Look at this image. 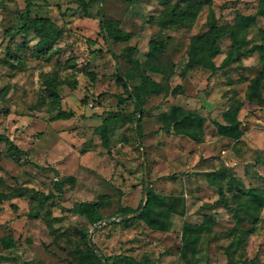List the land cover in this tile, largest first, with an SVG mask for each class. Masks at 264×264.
<instances>
[{"label":"rangeland","instance_id":"obj_1","mask_svg":"<svg viewBox=\"0 0 264 264\" xmlns=\"http://www.w3.org/2000/svg\"><path fill=\"white\" fill-rule=\"evenodd\" d=\"M29 2L32 16H49L54 31L62 32L51 57L50 51L42 50L44 42L32 34L26 37L23 52L15 48L21 37L10 39ZM259 2L205 0L185 7L177 27L161 31L154 23L168 4L161 0H0V131L18 147L0 140V174L6 181L4 190L23 188L0 203V237L11 233L17 244L12 249L0 244V264H69L76 256L75 245L83 242L81 228L92 231L93 241L106 254L123 253L151 264H185L179 250L183 222L201 223L206 213L213 214L216 222L211 237L202 236L196 264L264 260V206L254 228L221 205L203 206L219 196L210 175L222 166L241 177L244 187L253 185L264 192V101L256 105L246 99L251 78L264 70L258 52L225 65L232 58L231 39L225 36L215 43L214 61L225 65L217 73L193 68L180 74L171 82L180 85V92L147 96L139 120H119L108 144L95 132L105 117L135 109L133 101L120 103L126 94L113 76L117 66L123 70L129 66L121 55L127 45L137 46L136 55L145 60L149 39L170 35L164 61L176 63L181 72L191 37L208 28L211 9L221 23H232L237 11L254 13ZM105 19L131 31L132 38L105 39L100 24ZM263 29L264 17L259 16L247 30V45L264 43ZM109 50L118 55V63ZM52 70L76 81L74 87L68 83L59 87L62 107L74 112L70 118L52 120L48 100L43 98L40 75ZM148 74L167 83L161 73ZM140 83L139 78L132 81L136 86ZM232 97L244 102L239 113L244 135L236 141L220 138L213 124L223 121ZM173 104L197 109L206 118L203 141L196 128L164 127L162 113ZM69 175L74 182L65 179ZM61 179L59 193L55 182ZM149 191L161 214L171 221L169 231H155L138 219L123 221L134 215L117 213L121 206L138 207ZM49 193L54 194L47 197ZM101 195L107 196L104 219L95 224L65 210L79 201L95 202ZM170 195L185 199L184 215L167 209L164 200ZM236 225L252 232L234 254L237 263H231L226 254L231 237L226 233Z\"/></svg>","mask_w":264,"mask_h":264},{"label":"trees","instance_id":"obj_2","mask_svg":"<svg viewBox=\"0 0 264 264\" xmlns=\"http://www.w3.org/2000/svg\"><path fill=\"white\" fill-rule=\"evenodd\" d=\"M161 1L163 3L168 2L154 21L161 31L177 27L185 12V7L200 5L205 2V0ZM31 13L32 9L29 2L20 15L22 23L10 34V39L20 36L22 42L17 44L15 48L23 52L28 46L26 37L28 34H32L40 42H44L42 50L45 53L50 51L49 55L51 57L57 52L56 43L61 38L62 32L61 30L54 31L53 22L49 16H32ZM259 16L264 17V0H260L258 8L254 13L246 14L237 11L232 23H221L220 17L211 9L207 19L208 28L203 33H197L191 37L186 63L181 72L177 70L176 63H167L164 61L166 56L165 52L171 38L170 35L165 38L151 37L148 41V51L145 60H141L136 55L139 51L137 46L127 45L121 52V55L126 58L129 66L126 70L117 66L113 76L122 86L126 94L125 97L119 98L120 103L133 101L135 103V109L131 113L116 112L117 115L114 113L104 118L103 122L95 128V132L101 135L103 143L108 144L111 129L119 120L125 119L135 122L139 120L137 115L141 114L140 116H142L144 101L150 94L165 92V95L169 96L180 92V85L172 86L171 82L180 76V74H185L189 69L202 68L210 70L211 73H217L223 66L229 65L231 62L243 61L245 57L255 52H258L261 59L264 60V43L247 45V30L257 22ZM100 24L105 39L108 38L115 42H123L130 40L133 36L131 31L121 28L118 22L112 21L111 19L101 20ZM225 36H230L231 39L232 58L225 65H218L214 61L216 51L215 43ZM262 38L264 40V29L262 30ZM37 46H39L38 43ZM109 52L112 54L116 63H118V55L113 53L112 50H109ZM18 61L23 63L21 58ZM148 72L165 75L167 83L163 85L160 81L151 77ZM137 78L141 80L138 86L132 84V81ZM40 79L44 91L43 98L44 100H48V110L53 114L51 116L52 120L67 119L74 116L73 111L66 110L62 107V96L59 92V87L67 83L74 87L76 81L63 79L57 70L42 72ZM263 89L264 70L251 78L246 91V99L256 105H261L264 101ZM232 99V103L222 113L223 121L213 120V124L220 138L236 141L244 135L243 122L239 117L244 102L242 99L234 97ZM162 119L164 127L167 126L173 130L196 128L199 132V141L204 140V123L206 118L201 116L197 109H188L182 105L173 104L168 111L162 113ZM138 129H140V125H138ZM0 140L18 149L17 145L12 142L10 136L1 131ZM22 152L26 155L28 154L26 150ZM262 162L264 163V157ZM53 170L55 173H58L55 168ZM214 172L210 175L211 182L218 187L219 196L212 202L204 203L203 206L214 207L215 205H221L233 213L238 221L249 220L253 223L254 228L255 224L261 218L260 210L264 206L263 190L253 185L244 187L241 177H238L232 171L230 172V170L228 171L226 166H222L218 171ZM65 179L71 182L75 181V177L72 175L65 177ZM5 183V178L0 174V203L11 197L15 191L20 192L23 189L22 186H18L8 192L2 187ZM61 184L62 179L55 182V187L59 193L63 191ZM50 194L53 195L54 193H49L46 196L49 197ZM106 198V195H101L95 202L86 200L79 201L65 210L82 215L91 224H95L104 219L102 209L105 206ZM164 202L171 213L185 214L186 204L182 196H165ZM179 205L182 207L179 208ZM117 213L124 215L135 213L133 217H128L123 221L129 219L142 220L150 229L155 231H169L171 228V221L161 214L157 198L150 191L147 197H143L138 207L121 206ZM215 222V217L211 213H206L201 223L183 222L181 231L182 245L179 250L185 264H196L202 236L206 235L211 237ZM79 231L83 242L75 245L76 256L72 257L69 264H151V261L148 259L137 260L123 253L106 254L93 239L89 244V231L87 229L81 228ZM251 232V229H243L239 225L227 231L226 234L231 237V241L226 249L229 262L237 263V259H235L237 255L234 254L246 245ZM0 244L4 248L11 249L17 245L11 233L0 237ZM240 262L241 264H264V260L260 261L255 258H242Z\"/></svg>","mask_w":264,"mask_h":264},{"label":"water","instance_id":"obj_3","mask_svg":"<svg viewBox=\"0 0 264 264\" xmlns=\"http://www.w3.org/2000/svg\"><path fill=\"white\" fill-rule=\"evenodd\" d=\"M132 215H134L135 213H131ZM92 231L89 233V236H88V240H89V242H91L92 241Z\"/></svg>","mask_w":264,"mask_h":264}]
</instances>
